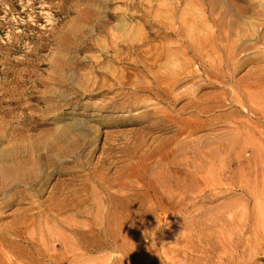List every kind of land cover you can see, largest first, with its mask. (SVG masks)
Returning <instances> with one entry per match:
<instances>
[{
	"label": "rangeland",
	"instance_id": "374dc122",
	"mask_svg": "<svg viewBox=\"0 0 264 264\" xmlns=\"http://www.w3.org/2000/svg\"><path fill=\"white\" fill-rule=\"evenodd\" d=\"M218 57L227 73L212 61ZM178 67H186L183 80L169 97H156L152 76ZM205 70L225 75V83L207 84ZM261 70L264 0H0V175L15 180L0 199L18 192L38 204L49 198L50 208L61 194L70 197L84 184L86 190L82 213L57 218L49 211V226L37 219L24 233L47 250L46 259L36 260L264 264V195L247 192L255 176L249 169L264 175L263 104L241 107L231 100ZM142 78L152 88L139 89ZM196 88L197 96L227 95L201 104L214 107L207 113L184 109ZM253 94L263 102L264 83ZM147 109L150 116L143 117ZM152 111L170 121L159 125ZM61 136L73 141V149L65 157L48 154L49 180L35 188L42 193L26 182L31 173H42L38 165L17 163L23 176L4 170L15 166V150ZM219 139L224 146L217 158L226 162V177L200 181L191 193L142 198L157 173L168 172L175 181L202 164L199 177L215 175L218 161L194 159L192 144L169 150L197 140L196 152H206ZM258 188L264 190V179ZM29 202L0 208V225H10ZM0 238L28 246L13 236Z\"/></svg>",
	"mask_w": 264,
	"mask_h": 264
},
{
	"label": "bare ground",
	"instance_id": "6f19581e",
	"mask_svg": "<svg viewBox=\"0 0 264 264\" xmlns=\"http://www.w3.org/2000/svg\"><path fill=\"white\" fill-rule=\"evenodd\" d=\"M252 16L253 17L251 18H254L256 16V13L252 12ZM212 61L217 62L218 68L221 71H223L224 73L228 72V70L223 64V61L225 60H222L221 57H218L217 60L214 58ZM201 64L203 66L206 65V61L202 60ZM145 69L149 70L150 67H148L145 64ZM177 69L179 70L183 69V70L179 71ZM177 69L172 70V71L168 70L165 73V75L152 76L153 78L152 83L155 84L156 86V88L154 89L155 90L154 94L156 97H159V98L161 96L169 97V94L171 93L170 90H173L175 87H177L178 82L180 80H183V77H181V73L186 70V67H182V68L178 67ZM258 72L259 73H256L253 76L254 78L253 83H251L250 85L246 87H240V90H241L240 94L232 93L231 100L233 103L241 107H245L244 104H246L247 102L250 103L251 105H254V103H261L263 104V106H261L262 107L261 113L264 115V101L262 102L258 96L253 94L254 92H257L263 86V83H264V70H261ZM204 73H205L204 79L207 84L211 83V81H214V80L215 82L220 81L221 84L225 83L224 81V79L226 78L225 75L223 76L220 73L217 74V73H214L208 70H205ZM147 84L148 83L145 81V78H142L141 83L138 86V88L144 89V90L152 88L150 87V85H147ZM224 86L225 85H223L221 88H224ZM198 91L199 89L196 88L191 93V96H189L190 102L187 103L185 106H183L184 109L192 108L199 113H207L213 110L214 107L213 106L201 107V104H203L206 101H209V99H214L216 102H222L224 97L227 95V93H219L217 96L213 98L209 96L208 97L203 96V95L197 96ZM258 94H260V92ZM150 110L151 109H147V110L141 111L140 113L144 117V115L147 116L150 114ZM250 111L254 113L252 108L250 109ZM152 113H153L152 114L153 116L154 112L152 111ZM153 117L151 118L154 119L155 122L158 123L159 125H162L163 123L167 121H170V119H165L163 116H157L155 118ZM216 141H217V145L215 147V150H213V148H209L206 152H201V153L200 152L197 153L195 150V149L201 150L197 146L198 144L197 140H192L190 142H183L180 145L174 144L169 150V151H172V150H175V147L182 148L186 146L187 144H192L193 146H192L191 151L193 153L194 159L201 158L203 160L202 163H204L206 159L211 157L218 161V165H217L218 171L215 175L209 172L208 175L205 177V179L199 177L197 174V171L202 170L200 169L202 164L200 166L198 165L192 166L191 169L193 171L186 172L182 178L177 177L178 179H176L175 181L172 176L167 174L168 172L157 173L154 175L153 182H151L152 184L151 185L148 184L146 193L144 194V196H142V198L146 199L147 197H152L149 194H152L153 196L157 198H161V197H168L169 195L174 196L173 195L174 192H177V193L182 192L177 195L191 193L196 190L195 188L197 186L200 185V181L209 183V182H213L212 178L219 179L221 177H226L225 176L226 172H224L226 168V162L225 160H221V159L219 160L217 158L218 156H220V153L223 151L224 144L221 141V139L216 140ZM72 143L73 141L71 139H67L61 136L56 139L48 138L46 140H40L36 143H33L31 147H27L26 145L24 146V148L15 150L12 153V156L14 158L13 161L16 162L15 166H13L12 169H10V167H5L4 170L9 171L10 173L16 171L20 176H23L25 174L24 167H21V165L17 163L19 162L25 163L26 161V162H29L30 166L38 165L39 170L42 173H38L34 176L31 173L27 177L26 182L30 188L34 189L33 193H36V194L42 193V190L35 189V188L38 186V184L41 181L46 180L45 182H47L49 180L48 170L52 167L50 155L54 154L56 156L65 157V152L67 151V149L73 147ZM206 146H207V142L204 143L203 147H206ZM41 150H45V151H41ZM191 151L189 152V154H191ZM48 154L50 155L48 156ZM253 157L254 159H256L255 154H253ZM59 170L60 168H57L56 172H59ZM256 171L257 170L255 169H253L252 171L251 169H249V172L255 176H253L254 177L253 183L250 184L249 188L247 189V192L249 195L261 197L264 195V190H259L258 184L260 180L264 179V175H260ZM238 172H239L238 166L236 170L234 171L232 170L233 175L237 174ZM255 172L256 174H254ZM2 177L3 176L0 175V194L2 193V190L4 188L9 187L15 181V180L9 181L6 179H1ZM121 177L125 179L123 175ZM117 179L116 180L119 181V177H117ZM161 183H165L168 185L164 187L161 185ZM55 187L56 185L53 186V189H55ZM85 191L86 190H85V184H84L82 189L74 191V193L70 197L63 196L61 194V199L57 201L55 206H52L50 208H49V198H47L45 202L38 204L37 201L29 202L28 198L32 195L29 196L28 194H24L23 196L21 195V193H18V192H14L13 194L7 196L6 197L8 198L7 201H3L4 199H0V208H3L5 205L8 207L13 206L15 204L19 205L20 203L24 201L29 202L27 203L29 205L27 208H22L17 211V215L14 216V219L10 225L8 226H2V224L0 225V235L6 234L8 236H13V237L25 240L28 246L21 248L15 245L14 243H12L11 241L0 238V264H41L36 259L38 258L41 260L46 259L47 250H45L44 252H41L40 249L38 248L37 240L32 237H25L24 233L28 231L29 229H35L37 219H41L46 226H49V211L52 212L57 218L59 217L60 214H64L69 211L76 212L75 214L81 212L80 209L86 201V198H85L86 194H84ZM17 199L19 203L15 202ZM74 202H76V204H73ZM45 203H47L48 205H44ZM42 205L45 206V208L42 210V213L38 214L37 212H35V210L38 209V207ZM144 205L145 204L143 202L139 204L140 208L142 209L144 208ZM179 207L183 211L187 210L186 205H179ZM67 208H68V211H67ZM147 213H149V211L146 210L145 214ZM94 222H97L95 218L93 219L92 224ZM79 230L80 228L77 227L76 229H74V233L75 235H77V240L81 241L83 237H82V234H80ZM45 234L49 236V230L45 229Z\"/></svg>",
	"mask_w": 264,
	"mask_h": 264
}]
</instances>
